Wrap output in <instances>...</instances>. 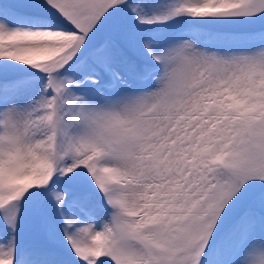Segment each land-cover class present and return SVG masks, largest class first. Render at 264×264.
<instances>
[{"label":"snow or ice","instance_id":"1","mask_svg":"<svg viewBox=\"0 0 264 264\" xmlns=\"http://www.w3.org/2000/svg\"><path fill=\"white\" fill-rule=\"evenodd\" d=\"M0 264H264V0H0Z\"/></svg>","mask_w":264,"mask_h":264}]
</instances>
